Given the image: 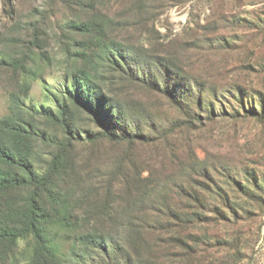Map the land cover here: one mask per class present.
Wrapping results in <instances>:
<instances>
[{
    "label": "rangeland",
    "instance_id": "374dc122",
    "mask_svg": "<svg viewBox=\"0 0 264 264\" xmlns=\"http://www.w3.org/2000/svg\"><path fill=\"white\" fill-rule=\"evenodd\" d=\"M147 3L0 0L9 143L65 150L43 240L0 193V264H264V0ZM92 97L126 139H89Z\"/></svg>",
    "mask_w": 264,
    "mask_h": 264
},
{
    "label": "trees",
    "instance_id": "16d2710c",
    "mask_svg": "<svg viewBox=\"0 0 264 264\" xmlns=\"http://www.w3.org/2000/svg\"><path fill=\"white\" fill-rule=\"evenodd\" d=\"M131 1L136 3V8L148 10L153 6L147 3V0ZM96 98H88L90 100L89 108L97 114V117L98 114L100 115L98 123L103 131L101 129L98 132H93L95 134L90 136L89 139L93 141L100 136L111 141L126 139V127L121 124L122 119H126L124 110L117 111L112 104L106 103L113 110L112 113L108 114L99 101L98 105L96 104ZM8 130L15 133L21 132L16 127L8 125L7 118L0 121V193L25 192L26 197L22 212L24 220L21 223L23 226L20 228L18 236H33L39 242L45 236L47 237V233L49 232V228L43 226L46 222V214L48 215V213L41 201V194L48 192L55 169L59 161L64 158L65 150L61 147L58 153L54 155L49 163L50 169L48 171L39 172L29 160L30 153H26L22 144L16 141L13 145L9 143L8 136L11 137V133ZM10 206L12 205L10 204Z\"/></svg>",
    "mask_w": 264,
    "mask_h": 264
}]
</instances>
